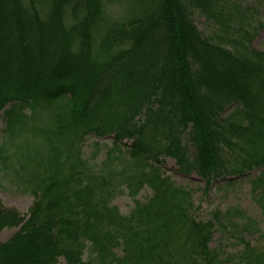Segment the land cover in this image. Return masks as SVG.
Returning <instances> with one entry per match:
<instances>
[{"label":"trees","instance_id":"1","mask_svg":"<svg viewBox=\"0 0 264 264\" xmlns=\"http://www.w3.org/2000/svg\"><path fill=\"white\" fill-rule=\"evenodd\" d=\"M227 1L0 0L4 132L24 108L70 103L32 130L40 152L25 174L27 214L0 202V232L19 227L0 243V264H264L254 220L234 208L197 220L191 193L161 169L160 158H171L207 187L245 177L264 213V171L248 176L264 167V49L252 47L259 27L249 14L234 15ZM112 2L126 12L106 26ZM195 13L216 28L212 36L197 29ZM89 135L113 137L102 165L131 141L118 175L93 172L82 153ZM118 176L132 198L152 192L128 215L111 203ZM217 231L239 249H211Z\"/></svg>","mask_w":264,"mask_h":264},{"label":"rangeland","instance_id":"2","mask_svg":"<svg viewBox=\"0 0 264 264\" xmlns=\"http://www.w3.org/2000/svg\"><path fill=\"white\" fill-rule=\"evenodd\" d=\"M231 11L235 15L240 11L249 14L254 25L259 27L258 34L252 41V47L258 51L264 49V4L260 0H228ZM244 11V12H243ZM123 2H112L105 6V15L108 22L106 26H112L113 21L117 20L119 16L124 14ZM239 14V13H238ZM237 22H242L241 19L235 16ZM194 23L197 29L205 36H212L216 28L210 26L205 19L199 14H194ZM99 42H94L98 46ZM96 49L98 47H95ZM65 106H70L69 99L61 97L50 103L41 102L34 109L24 108L22 115L25 114L21 121L15 127L13 126L10 133L4 132L5 121L0 113V202L4 208L14 209L18 211L21 216H25L32 205L33 198L27 193V179L26 172L35 167L32 161H38L36 155H39L40 150L35 147L38 142L34 139L37 135L35 128L50 125L55 112L58 109H63ZM16 114V112L14 113ZM14 128V129H13ZM10 130V131H11ZM189 131L183 135V145L187 148L189 156H193L194 148ZM39 140V139H38ZM113 139L105 137L102 139L95 138L94 135H89L82 147L84 159L91 165L93 172L107 175L114 170L115 176L118 175L120 169L126 165L124 156L126 150L131 144L130 140H124L121 145V152H113L112 157L114 164L106 162L105 153L108 148H111ZM94 142H99L98 146H93ZM41 144V143H39ZM161 169L165 176L177 186H182L187 189L194 202L193 213L194 217L202 222L211 220V213L219 211L224 213L228 208H234L242 211L246 216L254 220L260 230L264 233V213L258 207L255 196L251 193L250 184L244 178L238 179L229 185L227 178L217 179L212 181L208 187L206 180L193 172L190 174H183L179 171L175 160L171 158L161 157ZM117 165V168L115 167ZM264 171V167L251 171L248 176L252 179L257 177L260 172ZM113 186L116 188L114 198L111 203L119 210L122 215H128L134 207V199L144 202L151 197L152 192L149 188L143 187L138 190V193L132 198L126 186L122 185V177L113 179ZM258 197V195H257ZM18 228H6L0 232V243L9 240L17 231ZM233 236V235H232ZM257 239V234L253 235ZM246 238V237H245ZM234 239L231 238L230 233L215 232L210 243L211 249H219L221 251L233 252L237 251L239 247H234ZM236 245V244H235ZM89 250L84 252L83 258L88 257ZM56 264H66L63 258H60Z\"/></svg>","mask_w":264,"mask_h":264}]
</instances>
